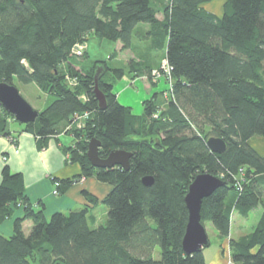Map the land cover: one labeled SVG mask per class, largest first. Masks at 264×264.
<instances>
[{
    "label": "trees",
    "instance_id": "obj_1",
    "mask_svg": "<svg viewBox=\"0 0 264 264\" xmlns=\"http://www.w3.org/2000/svg\"><path fill=\"white\" fill-rule=\"evenodd\" d=\"M211 1L0 0V83L33 85L50 96L33 123L19 125L40 150L61 133L73 138L64 152L81 173L55 181L58 194L88 177L111 188L101 201L105 224L95 227L98 201L86 191L91 207L46 218L31 205L22 175L4 166L0 226L13 221L9 235L0 233V264H206L203 250L186 255L181 246L184 196L200 173L226 183L203 200L200 213L218 239L229 237L232 213L246 218L261 208L253 230L228 246L232 263L264 264V156L249 145L254 137L264 140V0H226L220 16L202 7ZM90 39L119 43L118 53L132 52L136 41L154 59L163 54L170 90L133 114L117 101L114 84L124 76L149 78L153 59L85 67L73 49ZM96 71L102 110L93 95ZM66 77L78 81L75 89ZM8 122L17 123L0 105V136H10ZM211 137L225 143L224 152L206 148ZM91 140L100 158L130 153L129 170L92 167ZM147 176L150 187L141 182ZM24 222L31 223L27 233Z\"/></svg>",
    "mask_w": 264,
    "mask_h": 264
},
{
    "label": "crops",
    "instance_id": "obj_2",
    "mask_svg": "<svg viewBox=\"0 0 264 264\" xmlns=\"http://www.w3.org/2000/svg\"><path fill=\"white\" fill-rule=\"evenodd\" d=\"M117 46L119 50L120 44L117 43ZM155 67H157V64L153 65V68ZM136 79L145 83L144 87L146 91L150 90L151 87L147 83L146 77L135 78L131 82L136 84ZM164 89L155 91L153 94L164 91ZM114 94L116 95L117 101H119V92ZM7 128L10 136H0V174L2 168L8 166L11 172L22 175L25 193L34 209L40 210L42 208L46 218L56 212L68 214L74 210L90 206L82 195L83 191H86L98 201V204L93 208L92 212L96 220L106 218L107 210L103 207L101 201L111 188L106 184L98 182L95 177L81 178L71 184L63 193L53 195L55 181L71 180L81 173L80 168L76 164L70 163L68 155L64 152V147L72 143L73 138L71 136L61 133L51 138L47 147L40 150L36 147V138L24 132L21 125L8 122ZM1 157H5L6 162L3 163ZM39 203L42 206H39ZM97 211H101L100 216ZM20 214L21 210H17L14 217H18ZM232 215L230 219V230ZM12 221V219H9L3 223L7 224L4 230V233L7 235L12 231ZM30 227V222L23 223L25 233L30 230ZM230 230L229 237L221 239L223 241L220 242L219 251H211V253L209 252L206 255L203 251L206 264L228 263L230 260L229 252L223 251L225 242L228 243L229 239H238L246 235L240 233L237 238H232L230 236Z\"/></svg>",
    "mask_w": 264,
    "mask_h": 264
},
{
    "label": "rangeland",
    "instance_id": "obj_3",
    "mask_svg": "<svg viewBox=\"0 0 264 264\" xmlns=\"http://www.w3.org/2000/svg\"><path fill=\"white\" fill-rule=\"evenodd\" d=\"M226 0H212L209 3L203 4L202 7L216 15L220 16L223 12V6ZM142 25L140 24L139 27ZM81 53L78 55L77 60L84 65L85 67L93 66L94 62H102L104 61L105 64L109 66V68H119V67H125L126 61L133 56L135 58H147L149 60L153 61L151 62L152 65L157 64V68L155 67L153 70L158 71L161 75L156 78V76H151L149 78L146 77V81L151 87L149 91L145 90V83L136 79V84L131 82L132 80L129 79L128 76H124L123 78L117 79L116 83L114 84L113 91L114 93L119 92L120 99L119 103L121 105L130 107V110L133 114L139 115L142 113V101L147 100L150 98V96L155 92L159 91L162 88L166 91L170 90L172 79L170 77H166L167 75L163 74L162 67L165 68L164 64V57L163 54H159L155 59L149 55L147 52V46L143 42H136L135 41V48L132 52H124V53H118V46L117 43L109 42V41H102L99 42L98 40L90 39L87 41V43L83 44V47L81 46ZM112 53H116L115 57H110ZM166 69V68H165ZM152 70V71H153ZM157 73V72H156ZM65 84L70 87L71 89H75L78 85V81L74 78L66 77L64 80ZM14 85L17 88L19 94L36 110H42L45 104L48 103L50 96L46 93L40 92L35 86L33 85H23L18 83L17 81H14ZM123 92V93H122ZM162 92V91H161ZM116 96V95H115ZM161 97H165V94H162ZM82 98V96L80 97ZM85 119L82 118V116L78 117V121L76 123V127L80 128V126L83 124V121ZM249 145L260 155H264V140L261 138L254 137L249 141ZM4 159V160H3ZM1 161L4 163L6 162L5 157H1ZM77 182V181H76ZM56 184V183H55ZM54 188L57 190V187ZM58 193V192H57ZM54 195V194H53ZM105 208V206H103ZM103 208V209H104ZM106 209V208H105ZM98 215L100 216L101 211H97ZM232 221H231V230H230V236L232 238H237L238 234H248L250 233L255 225L258 222V219L261 214V208L258 207L257 209L251 211L249 215L246 218H242L241 216H238L237 214L232 213ZM105 218L104 219H98L96 221L95 227H97L99 224H105ZM7 224H3L0 226V233H4V230L6 228ZM205 230L209 239V246L205 248L204 254H208L211 251H219L220 242L223 240L217 238L216 231L210 226L208 222H205L204 224ZM29 232V231H28ZM4 235H7L4 233ZM229 252V258H230V249L228 246V243L225 242L224 244V250ZM154 259H159V251L156 249L154 252ZM228 264H234L231 262V258L228 261Z\"/></svg>",
    "mask_w": 264,
    "mask_h": 264
},
{
    "label": "water",
    "instance_id": "obj_4",
    "mask_svg": "<svg viewBox=\"0 0 264 264\" xmlns=\"http://www.w3.org/2000/svg\"><path fill=\"white\" fill-rule=\"evenodd\" d=\"M99 73L96 71L94 75L93 95L98 102V108H105V97L98 88ZM0 105L5 112L10 114L13 119L21 125L33 123L37 118L39 111L34 109L18 92L13 85L0 83ZM206 148L216 154H220L225 150V143L215 137H211L205 142ZM99 143L91 140L87 149V159L92 167L98 169H106L112 167H121L123 170H129V160L131 154L116 150L110 152L106 158L98 156ZM142 184L150 187L153 184L152 177H144ZM226 186L221 179L207 174H198L187 188L184 196V203L188 213L187 225L181 242L182 250L186 255L200 252L209 246V239L205 227L201 223V207L203 200L209 197L218 188Z\"/></svg>",
    "mask_w": 264,
    "mask_h": 264
},
{
    "label": "built area",
    "instance_id": "obj_5",
    "mask_svg": "<svg viewBox=\"0 0 264 264\" xmlns=\"http://www.w3.org/2000/svg\"><path fill=\"white\" fill-rule=\"evenodd\" d=\"M81 46L83 47V45H77L74 49H73V53L75 54V55H80V53H81ZM164 66H165V68L164 67H162L161 69L163 70L162 72H163V74H165V75H167L166 77H170V71H169V68H168V66H167V63H166V61L164 62ZM157 72V73H156ZM152 74V76H156V78H158L161 74L158 72V71H156V70H153L152 72H151ZM85 116V115H84ZM86 117V116H85ZM82 118H84V117H82ZM4 160V159H3ZM238 185V184H237ZM58 186V184L56 183L55 184V187H57ZM240 188V187H239ZM53 194L54 195H57L58 193H57V190L56 189H54V191H53ZM228 264V263H227Z\"/></svg>",
    "mask_w": 264,
    "mask_h": 264
}]
</instances>
